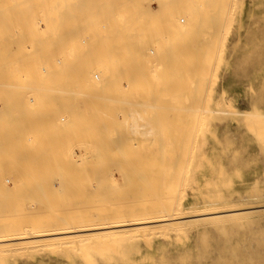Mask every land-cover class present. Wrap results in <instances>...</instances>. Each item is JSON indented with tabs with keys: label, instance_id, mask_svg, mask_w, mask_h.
Instances as JSON below:
<instances>
[{
	"label": "rangeland",
	"instance_id": "obj_1",
	"mask_svg": "<svg viewBox=\"0 0 264 264\" xmlns=\"http://www.w3.org/2000/svg\"><path fill=\"white\" fill-rule=\"evenodd\" d=\"M56 1L58 3H55ZM187 1L193 2V0ZM74 2L72 0H0L2 6H0V18L5 15L2 18L4 20H0V69L2 70H0V76L5 73L3 75L5 77L1 76L0 80L7 77L6 68L9 70L14 67L18 69L31 67L30 69L34 70L31 79L26 81L16 79L12 87L5 86L6 82L7 84L11 82L7 81L9 77L5 79L6 81L4 80L5 83L0 81V140L2 139V144L0 143V234L6 232L5 229L8 228L32 232L40 227H49V223L54 227L52 223L57 219L63 221L64 218L60 216L64 213L67 215L70 210L72 214L80 216L77 213L83 212L84 209L85 212L88 211L85 207L102 205L105 207L104 210L122 208V204L129 203L125 202L127 199L137 197L138 200L142 198L144 205L151 202L148 200L152 199L156 190L152 186L151 190L146 189L150 199L145 200L147 196H143L141 192V179L135 173L139 174L141 172L139 169H143L144 166L159 162L156 156L163 150L165 152L166 146L175 145L173 141L179 142L182 135L183 145L187 143L189 146L190 142V145L201 150H196L199 155H194L197 160L193 162L196 163L191 167L193 170L190 168L187 171L186 178L190 176L189 181L181 190L179 189L180 191L177 190L178 195L176 192L173 193V196L175 193L178 196L176 200L179 203L178 211L181 215L214 211L217 208L218 210L245 209L230 216L183 221L170 225L173 228L169 225H157L156 228L155 225L154 231L150 227L151 229L143 230L145 233L133 231L132 234L129 231L126 232L127 235L125 232L118 233L112 238L97 237L96 241L91 237V233H88L86 235H91L93 242L89 237L82 242L76 239L78 242L76 249L75 241L69 242L70 245L66 243L58 246L57 243L38 244L51 239H39V242L26 240L27 242H22V244H28L26 249H19L20 251L11 249L12 252L0 251V264H264V0H200L198 10L202 8L200 13L202 23L197 22L194 29L178 38H174L175 34L172 30V32L167 30L168 28L161 26V23L157 24V20L150 22L158 26L152 31L154 37L149 36L145 26L149 23L146 22L144 24L137 22L133 26V34H129L126 27L122 28L117 24L132 22L128 20L118 22L113 18L98 16L97 10L100 9L96 8L97 0H75ZM143 3L155 8L160 6L161 9L171 7L174 1L147 0L141 4ZM49 6L54 7L53 13L59 20H55V17L51 18L50 11L47 12L51 10ZM40 7L46 8V15L49 13L47 18L44 17V11ZM53 13L52 16H54ZM181 17L178 16V18ZM33 19L37 20V25L34 24ZM87 20H91V23ZM164 29L167 31L165 32ZM63 34L65 37H61L64 36ZM126 35L128 37L125 38ZM139 36L143 37L140 38L141 43L146 40L145 46L148 49L149 58L145 59L148 63L142 60L140 54L136 59L135 54L133 52L130 54L131 50L126 49L124 45L131 39L134 40L136 37L138 39ZM162 36L168 38L163 40ZM31 38L34 43L29 42L32 41ZM84 39L85 41H82ZM137 39L134 41L136 42ZM53 43L56 47L52 46ZM44 44L46 47L47 44L52 47L47 49ZM31 46L35 50L31 51ZM136 52H140L139 47ZM46 65L49 66L47 70L51 72L49 71V76L42 79L43 83L42 80L40 81L38 71H41L44 66L47 67ZM4 69L6 72L3 73ZM98 69H106L109 71V76L106 74L105 87L96 93V98L92 96L84 98L86 101H83L85 106V112L82 113L83 120L82 116H77L79 115L78 104L72 103L73 95L61 93L59 95L56 89L60 84L67 88L68 84L78 83L79 74L82 73L88 72L90 76L98 74L101 78ZM128 70H138L140 73L150 70L149 74L146 72L147 75L143 76L145 77L143 82H147L148 77L151 79L152 76L149 75L152 73L156 75L158 72L154 84L152 81L149 84L138 85L140 81L127 82L129 83L127 92L130 93L129 97L126 95L127 99L132 102L138 100L137 106L140 113L143 109L139 107L141 105L139 102L145 101L146 98L152 99L157 105L154 107L156 110L153 108L146 113L150 115L153 111L151 117L145 113L141 114L142 117H147L146 120H149L152 125V129H149L154 134L150 133L149 139L147 135L145 138V135L140 133H138L139 137L137 133L132 134L130 130L128 131L129 127L126 126V128L121 122L123 117L121 115L127 111L126 109H122L118 115L120 119L117 116V118H110V121L106 115L100 114L103 117L99 113L96 116L92 115L94 101L103 104L106 96L120 98L121 94H116V92L121 93L118 90L124 88L122 86L124 82L120 76ZM61 75L64 77L60 78ZM56 83L58 85H55ZM33 84L41 86L40 91L32 86ZM2 88L4 90H1ZM32 97H38L39 102H36L37 104L31 102ZM29 107L31 113L28 110ZM65 109L75 111L73 114L76 113L72 116L74 128L66 129L68 131L65 133L63 130L62 132L54 126L47 125L49 124L47 121L57 118L58 115L62 116V119L58 118L59 121L62 120L60 123L66 122L67 117H63ZM200 109L201 112H199ZM183 114H186L185 117ZM88 117L90 121L92 119L90 123ZM40 121L46 122V126L40 127ZM115 121L119 123L116 125ZM189 132L192 133V137L196 132L197 138L194 136L190 140L195 139L196 144L199 142V145H195V140L194 144H191L188 139L191 135ZM37 133L38 137H42H40L41 140L37 137ZM113 136H115L114 140ZM23 137L28 139V142ZM9 139L13 140V143L11 141L4 143ZM34 139L35 141L32 142ZM116 139H122L120 149L114 146L115 141H119ZM117 145L119 146L118 143ZM188 146L187 148L191 147ZM98 149L101 153L103 152V155L100 154L102 157H99V160H102L101 163L96 156ZM121 152L124 156L120 155ZM106 155L108 157H104ZM139 159L142 161L140 162ZM126 163L132 166H129L127 171L125 169L126 172L132 169V174L129 173V176H125L126 172L123 175L121 171L122 166L128 167ZM114 164L121 167H115ZM106 166L108 168H105ZM160 196L158 199L162 200ZM46 197L49 198V204H46ZM60 201L63 202L60 203ZM51 204L52 207H49ZM59 205L60 207H57ZM253 206L263 207L249 208ZM71 213L69 216L72 215ZM56 223L59 224L58 221Z\"/></svg>",
	"mask_w": 264,
	"mask_h": 264
},
{
	"label": "bare ground",
	"instance_id": "obj_2",
	"mask_svg": "<svg viewBox=\"0 0 264 264\" xmlns=\"http://www.w3.org/2000/svg\"><path fill=\"white\" fill-rule=\"evenodd\" d=\"M1 1H3V0H1ZM7 1V0H6ZM26 1V0H25ZM30 1V0H29ZM59 1V0H58ZM73 2L75 1V0H72ZM89 1V0H88ZM139 1V2H138ZM140 1H142V2H145V1H147V0H97V5H98V7H96L97 9H100V10H97V9H95V10H97L98 12H99V14H98V16L99 15H101V16H104V18H113L114 20H117L118 22H124V20H128V21H131L132 23H128V24H124V23H118L117 25H119L120 27H126L127 28V30L129 31V34H133V31H134V28H133V26H135V24L137 23V22H140L141 24H144L145 22L146 23H149V25H145L146 26V29H147V31H148V33L150 34L149 36L151 37V36H153L154 37V34L152 33V31L156 28V27H158V26H156V25H152L151 23H152V21L154 20V22H155V20H157L156 22H157V24L158 23H161V26L162 25H164L163 27H167L168 29L167 30H172L173 31V33L175 34H173L174 35V38H178V37H180V36H183V35H186V33L188 32V31H191L192 29H194L193 27H195L198 23L197 22H201L202 23V18L200 17V13H201V11H202V8H201V10L199 11L198 10V7L200 6V0H193V2H189V1H187V0H173L174 1V4L171 6V7H166V8H159L158 6H156V7H158V8H155V7H152L150 4H146V3H143V4H141L142 2H140ZM154 1V0H153ZM14 2V1H13ZM36 2V1H35ZM50 2V1H49ZM61 2V1H60ZM62 2H64V1H62ZM163 2V1H162ZM4 3V2H3ZM55 3H58L57 1L55 2ZM72 3V2H71ZM74 3H76V2H74ZM80 3H82V2H80ZM90 3H92V2H90ZM95 3V2H94ZM173 3V2H172ZM33 4V3H32ZM64 4V3H63ZM62 4V5H63ZM66 4V3H65ZM77 4V3H76ZM164 4V3H163ZM170 4V3H169ZM43 5V4H42ZM0 6H1V4H0ZM28 6V5H27ZM54 6V5H53ZM87 6V5H86ZM88 6H90V5H88ZM2 7V6H1ZM50 7V6H49ZM48 7V8H49ZM65 7V6H64ZM84 7V6H83ZM41 8V7H40ZM40 8H38V9H40ZM45 8V7H44ZM66 8V7H65ZM210 8H212V7H210ZM2 9V8H1ZM43 8H41V10H42ZM46 9V8H45ZM45 9H43V11H44V17L45 18H47V15H49V13H50V15H51V18H53L54 19V17H55V15H54V13H53V11H55V10H53L54 9V7L53 8H51L50 7V9L51 10H45ZM58 9H60V8H58ZM88 9V8H87ZM37 10V9H36ZM41 10H39V11H41ZM63 10H64V8H63ZM90 10V9H89ZM88 10V11H89ZM209 10V9H208ZM211 10H214L213 8L211 9ZM211 10H209V11H211ZM1 11V10H0ZM39 11H36V12H39ZM49 12L47 15H46V13L47 12ZM60 11V10H59ZM61 11H62V9H61ZM68 11H70V10H68ZM87 11V10H86ZM204 11V10H203ZM53 13V15L54 16H52V13ZM67 11H65V13H66ZM74 12V11H73ZM64 13V14H65ZM72 13V12H71ZM70 13V14H71ZM97 13V12H96ZM211 13H213V11L211 12ZM34 14V13H33ZM36 14V13H35ZM39 14V13H38ZM88 14H89V12H88ZM87 14V15H88ZM90 14H91V12H90ZM2 15V14H1ZM60 15V14H59ZM97 15V14H96ZM96 15H95V17H96ZM182 16L181 18H178V16ZM214 15V14H213ZM5 16V15H4ZM3 16V17H4ZM35 16V15H34ZM57 16V15H56ZM77 16V15H76ZM90 16V15H89ZM203 16V15H202ZM2 17V18H3ZM36 17H38V16H36ZM79 17V16H78ZM83 17V16H82ZM2 18H0V20H4V19H2ZM34 18V17H33ZM84 18V17H83ZM91 18H93V17H91ZM90 18V19H91ZM178 18V19H177ZM35 19V18H34ZM33 19V21H35V25H37L36 24V22H37V20H34ZM48 19H49V17H48ZM57 19V17H55V20ZM64 19V18H63ZM74 19V18H73ZM89 19V18H88ZM182 19V20H181ZM44 20V19H43ZM46 20V19H45ZM57 20H59V19H57ZM69 20V19H68ZM183 22H181V21ZM88 21V20H87ZM87 21H85V22H87ZM90 21V23H91V20H89ZM89 21H88V23H89ZM159 21V22H158ZM1 22V21H0ZM8 22V21H7ZM47 22V21H46ZM69 22H70V20H69ZM93 22V21H92ZM151 22V23H150ZM181 22V23H180ZM33 23V22H32ZM31 23V24H32ZM45 23V22H44ZM56 23V22H55ZM59 23V22H58ZM65 23V22H64ZM116 23V22H115ZM39 24V23H38ZM74 24V23H73ZM59 25V24H58ZM64 25V24H63ZM78 25V24H77ZM85 25V24H84ZM160 25V24H159ZM39 26V28H40V24L38 25ZM38 26H36V27H38ZM87 26H88V24H87ZM114 26H116V25H114ZM35 27V26H34ZM43 27H44V25H43ZM42 27V28H43ZM62 27V26H61ZM85 27V26H84ZM1 28V27H0ZM78 28V27H77ZM38 29V28H37ZM58 29V28H57ZM80 29V28H79ZM39 30V29H38ZM69 30V29H68ZM82 30H83V27H82ZM82 30H81V32H82ZM166 29H164V31L166 32L167 31ZM71 31H73V30H71ZM76 31H77V29H76ZM84 31V30H83ZM126 31V30H125ZM124 31V32H125ZM171 31V32H172ZM63 32V31H62ZM75 32V31H74ZM5 33V32H4ZM66 33V32H65ZM64 33V34H65ZM68 33V32H67ZM126 33V32H125ZM169 33V32H168ZM167 33V34H168ZM0 34H1V32H0ZM30 34V33H29ZM57 34V33H56ZM63 34V35H64ZM5 35V34H4ZM50 35V34H49ZM70 35V34H69ZM72 35H73V33H72ZM75 35V34H74ZM85 35V34H84ZM125 35V34H124ZM163 35H165V34H163ZM169 35V34H168ZM167 35V36H168ZM172 35V36H173ZM67 36V35H66ZM76 36V35H75ZM61 37H65V35L64 36H61ZM60 37V38H61ZM82 37V36H81ZM126 37H128L127 35L125 36V38ZM145 37V36H144ZM159 37V36H158ZM163 37V36H162ZM38 38H41V37H38ZM46 38V37H45ZM57 38V37H56ZM68 38V37H67ZM140 38H143V37H140L139 36V38L137 39V37L135 38V39H137V41L135 42L134 40H132L131 39V41L129 42V43H125L124 45H125V48L126 49H130L131 51H130V54L133 52L134 54H135V58L136 57H138L139 56V54L142 56L141 58H142V60L144 61V62H146L147 61V59H145V58H147L148 57V52H147V48H146V46H145V44H146V40L143 42V43H141V41H140ZM161 38V37H160ZM164 38H168V37H163V40H164ZM37 39V38H36ZM43 39V38H42ZM59 39V38H58ZM64 39V38H63ZM68 39H70V38H68ZM91 39V38H90ZM154 39V38H153ZM158 39V38H157ZM30 40H32V41H29L30 43H32L33 42V38H31ZM35 40V39H34ZM44 40V39H43ZM57 40V39H56ZM66 40V39H65ZM81 40V39H80ZM154 40H156V39H154ZM38 41H39V39H38ZM82 41H85V39L84 40H82ZM159 40H157V42H158ZM171 41V40H170ZM41 42V41H40ZM62 42H64L63 40H62ZM75 42V41H74ZM34 43V42H33ZM46 43V42H45ZM48 43V42H47ZM52 43V42H51ZM66 43H67V41H66ZM172 43V42H171ZM50 44V43H49ZM55 44H57V43H55ZM82 44H84V42L82 43ZM137 44V45H136ZM152 44V43H151ZM26 45H27V43H26ZM31 45V44H30ZM71 45V44H70ZM123 45V46H124ZM155 45H156V43H155ZM162 45V44H161ZM33 46H34V44H33ZM38 46V45H37ZM40 46H41V44H40ZM44 46H45V44H44ZM51 46V45H50ZM50 46H48V44H47V49L50 47ZM52 46L53 47H56V46H54V43L52 44ZM51 46V47H52ZM72 46V45H71ZM83 46V45H82ZM85 46V45H84ZM122 46V47H123ZM140 48V52L139 53H137L136 51L138 50V47ZM66 47V46H65ZM27 48V47H26ZM60 48V47H59ZM81 48V47H80ZM150 48V47H149ZM152 48V47H151ZM30 49H31V51L32 50H35V49H33L32 48V46L30 47ZM40 49V48H39ZM53 49V48H52ZM68 49V48H67ZM75 49V48H74ZM85 49H87V48H85ZM156 49V48H155ZM42 50H43V47H42ZM69 50H70V48H69ZM123 50V49H122ZM153 50H154V48L152 49V54H153ZM157 50V49H156ZM40 51V50H39ZM38 51V53H40ZM49 51V50H48ZM9 52V51H8ZM57 52V51H56ZM151 52V51H150ZM42 53V52H41ZM48 53H50V52H48ZM65 53V52H64ZM77 53V52H76ZM137 53V54H136ZM154 53H155V51H154ZM34 54V53H33ZM32 54V55H33ZM51 54V53H50ZM61 55V54H60ZM38 56H39V54H38ZM41 56V55H40ZM39 56V57H40ZM46 56V55H45ZM127 56H128V54H127ZM33 58H34V56H33ZM36 58V57H35ZM41 58V57H40ZM57 58V57H56ZM134 58V57H133ZM149 58V57H148ZM44 59H46V58H44ZM62 59V58H61ZM60 59V60H61ZM137 59V58H136ZM33 60V59H32ZM57 60V59H56ZM59 60V61H60ZM35 61H37L36 59H35ZM138 61V60H137ZM15 62V61H14ZM28 62V61H27ZM42 62V61H41ZM50 62V61H49ZM61 62V61H60ZM38 63H40V62H38ZM44 63V62H43ZM147 63H148V61H147ZM40 64H42V63H40ZM45 64H47V63H45ZM30 65H31V63H30ZM34 65H36V63H34ZM58 65V64H57ZM56 65V66H57ZM60 65V64H59ZM38 66V65H37ZM47 67H43L42 68V70H41V67H39V69L41 70V71H38V75H40V77H38V78H40V81L42 80V79H44L45 77H47V76H49V71L47 70V68L49 67L48 65H46ZM151 65H149V67H150ZM32 67H33V65H32ZM102 67V66H101ZM9 68V67H8ZM31 68V67H30ZM30 68H27V67H25V68H20V69H18L17 67H14V68H12V69H7L6 68V70H7V74L9 75H7V77L6 78H4V80L5 79H7L8 77L10 78L9 80H7V81H11L10 83L8 82V84H7V82H6V84H5V86L6 87H12V85H13V83H14V85H15V82H16V79H17V81H20V80H22V81H26L27 79H29L31 76H33V73H34V70L33 69H30ZM34 68V67H33ZM53 68H56V67H53ZM59 68V67H58ZM57 68V69H58ZM97 68V67H96ZM34 69H36V67L34 68ZM1 70V69H0ZM55 70V69H54ZM145 70V69H144ZM2 71V70H1ZM37 71V70H36ZM148 71H150V70H148ZM148 71H146V72H148ZM4 72H6L5 71V69H4V71H3V73ZM51 72V71H50ZM98 72H100L101 73V78H99V76H98V74H95V73H93V75L95 76V79L97 78V80H95L94 79V76H90V74L87 72V73H82V74H79L80 76L78 77L79 79H78V83H72L71 85H67V88L65 87V85H61L60 84V86H58L57 88L58 89H56L57 90V92H59V95H60V93L61 94H63V95H65V94H70V95H73V98H72V103L73 104H75V103H77L78 104V111H77V113H79V115H77L78 117H81L82 116V113H83V111H84V109H85V106H84V98L85 97H87L88 98V96H92V97H94V98H96L97 96H96V93H99L98 91L99 90H101V89H104V80H105V76H107L106 74H108V72L109 71H106V69H103V70H99L98 69ZM145 72V73H146ZM144 73V71H142L141 73L140 72H138V70H136V71H132V70H128L127 72H125V73H123L121 76H120V78L123 80V82H124V84H122V86L124 87H122L123 89H121V90H118L119 92H121V93H117L116 92V94H121V95H123V96H121L120 95V98H118V97H109V98H107V96H106V98L105 97H102L104 100V103L102 104V103H100V102H98V101H94V104H93V109H92V115L94 114V116H96V115H98V113H99V115L101 114V115H106L107 117H108V119H109V121H110V118H117V116L120 114V112L122 111V109H126V110H124V111H126V112H124V113H122V115L121 116H123L122 117V121L121 122H123V124H125V127L126 126H128L129 128H128V131L130 130V132L132 133V134H136L137 133V135H138V133H140V135L142 134L143 136L145 135V138H146V135H147V139H149L148 138V135L151 133V134H154V133H152V131H151V129H152V125H150V123H149V120H146V118H145V116L144 117H142L143 115H141V114H143V113H148V111L149 110H151V109H153L154 107H155V105H156V103H155V101H153L152 99H145V101L143 100H141L142 102H139V103H141V105L139 106L141 109H143V112L142 113H140V111H139V109H138V106H137V104H138V100L136 101H134L133 100V102L132 101H130L129 99H127V96L129 97L130 96V93L128 94V92H127V84H129V83H127V82H131V81H140V83H137V85L138 84H149V82H151L152 81V83L154 84V83H156L155 82V78L157 77V73L158 72H156V75H154V73H152L151 74V72H150V74L151 75H149L150 77H151V79L148 77V78H146V81L147 82H143V79H145V77H143L144 75H147V73L145 74ZM1 74V73H0ZM5 74V73H4ZM4 74H2L1 76H3ZM148 74H149V72H148ZM179 74H181V73H179ZM0 76V77H1ZM108 76H109V74H108ZM3 77H5V76H3ZM36 77V78H37ZM60 77V76H59ZM64 77V76H63ZM62 77V75H61V77L60 78H63ZM179 77V76H178ZM65 78H66V76H65ZM107 78V77H106ZM13 79V80H12ZM31 79V78H30ZM58 79V78H57ZM4 80H0V81H3V83H5V81ZM60 80V79H59ZM31 81V80H30ZM34 81V80H33ZM43 81V80H42ZM41 81V82H42ZM56 82V81H55ZM61 82V81H60ZM65 82V81H64ZM142 82V83H141ZM25 83V82H24ZM27 83V82H26ZM36 82H34V84H35ZM43 83H44V81H43ZM42 83V86H45L44 84ZM66 83V82H65ZM69 83V82H68ZM2 84V83H1ZM34 84L32 85V86H34ZM39 84H40V82H39ZM55 85H58L57 83L55 84ZM24 86V85H23ZM31 86V87H32ZM71 86V87H70ZM136 86V85H135ZM26 87V86H25ZM34 87H37L38 89L39 88H41V86L40 87H38V85L37 86H34ZM6 89V88H5ZM10 89V88H9ZM12 89V88H11ZM45 89H46V86H45ZM48 89V88H47ZM50 89H53V88H50ZM117 89H119V88H117ZM1 90H4L3 88L1 89ZM7 90H8V88H7ZM54 90V89H53ZM56 90H55V92H56ZM39 91H40V89H39ZM115 91V90H114ZM9 92H11V91H9ZM51 92V91H50ZM104 92V91H103ZM110 92V91H109ZM4 93V92H3ZM7 93H8V91H7ZM7 93H5V94H7ZM34 93H35V91H34ZM37 93H39V92H37ZM45 93H47L46 91H45ZM5 94H4V96H5ZM48 95H51V94H48ZM54 95V94H53ZM62 95V96H63ZM69 95V96H70ZM127 95V96H126ZM3 96V95H2ZM16 96V95H15ZM34 96V95H33ZM37 96L39 97V95L37 94ZM47 96V95H46ZM52 96V95H51ZM51 96H50V98H51ZM58 96V95H57ZM104 96V95H103ZM109 96V95H108ZM124 96H126L125 98H124ZM31 98V102H34L35 104H37L38 102H39V98ZM59 97V96H58ZM98 97H100L101 98V96H98ZM3 98V97H2ZM7 98H8V96H7ZM26 100L28 101V99L26 98ZM91 100V99H90ZM132 100V99H131ZM151 100V101H150ZM155 100V99H154ZM8 101V100H7ZM57 101V100H56ZM86 101V100H85ZM140 101V100H139ZM1 102V101H0ZM37 102V103H36ZM75 102V103H74ZM89 102V101H88ZM29 103V102H28ZM34 103H33V105H34ZM189 102H187V104H188ZM32 104V103H31ZM48 104V103H47ZM91 105V104H90ZM89 105V106H90ZM104 107H103V106ZM189 105V104H188ZM192 105V104H191ZM202 105V104H201ZM27 106H29V105H27ZM31 107H32V105H30ZM48 106H50V105H48ZM73 106V105H72ZM102 106V107H101ZM137 106V107H136ZM157 106V105H156ZM12 107H14V106H12ZM86 107H88L87 105H86ZM91 107V106H90ZM143 107V108H142ZM200 107V106H199ZM45 108V107H44ZM180 108V107H179ZM178 108V109H179ZM193 108V107H192ZM22 109V108H21ZM27 109V108H26ZM25 109V110H26ZM30 109V107L28 108V110ZM32 109H33V107H32ZM67 110H68V108H66ZM65 109V111H63V112H65L64 114V118L65 117H67L66 119H67V121L65 122V121H63L64 123H60V121H62L61 119V117H59V115H58V117L57 118H54V119H51V120H49V121H47L49 124H47V125H51V126H54L56 129H58L59 131H65V133L68 131V130H66V129H70L71 127L72 128H74L73 127V124H72V116H74V115H76V113L75 114H73L75 111H73L72 112V110H70V111H67ZM137 109V110H136ZM155 109V108H154ZM171 109V108H170ZM182 109V108H181ZM187 109V108H186ZM56 110V109H55ZM88 111H89V109H87ZM156 110V109H155ZM174 110V109H173ZM30 111V113H31V110H29ZM34 111H36V110H34ZM33 111V112H34ZM43 111V110H42ZM41 111V112H42ZM202 110L200 109V111L199 112H201ZM205 111V110H204ZM26 113H28L27 111H25ZM44 112V111H43ZM59 112V111H58ZM85 112V111H84ZM185 112V111H184ZM50 112H48V114H49ZM152 113H153V111H152ZM152 113L150 112V117H151V115H152ZM162 113V112H161ZM181 114H182V112H181ZM30 115V114H29ZM33 115V114H32ZM63 115V114H62ZM89 115H90V112H89ZM100 115V116H101ZM147 115V114H146ZM147 115V116H148ZM154 115V114H153ZM184 115V114H183ZM186 115V114H185ZM185 115H184V117H185ZM198 115V114H197ZM35 116V115H34ZM50 116H51V114H50ZM53 116V115H52ZM55 116H57V115H55ZM87 116H88V114H87ZM181 116V115H180ZM41 117H43L42 115H41ZM83 117V116H82ZM101 117H103V116H101ZM119 118L118 119H120V116H118ZM149 117V118H150ZM183 117V118H184ZM198 117V116H197ZM58 118H61L60 119V121H59V119ZM64 118H63V120H64ZM152 118H154V116L152 117ZM157 118V117H156ZM199 118V117H198ZM202 118V117H201ZM77 119V118H76ZM88 120H89V117L87 118ZM99 119H101V118H99ZM148 119V118H147ZM188 119V118H187ZM19 120V119H18ZM28 120V119H27ZM83 120H84V117H83ZM141 122H140V121ZM155 120V119H154ZM153 120V121H154ZM197 120H199V119H197ZM33 121V120H32ZM31 121V122H32ZM43 121H45V120H43ZM78 121V120H77ZM87 121V120H86ZM91 121H92V119H91ZM90 120L88 121L89 123L91 122ZM108 121V120H107ZM109 121H108V123H109ZM112 122L114 121V120H111ZM156 122L155 123H157V120H155ZM203 121V120H202ZM14 122V121H13ZM30 122V121H29ZM41 122V126L40 127H43V126H46V122L45 123H42V121H40ZM40 122H39V125H40ZM140 122V123H139ZM172 122V121H171ZM199 122H200V120H199ZM205 122V121H204ZM206 122H207V120H206ZM32 123H34V124H36L35 122H32ZM82 123H84V122H82ZM96 123H97V120H96ZM103 123V122H102ZM119 122H117V121H115V124L117 125ZM176 123V122H175ZM191 123V122H190ZM193 123H194V121H193ZM201 123V122H200ZM31 124V123H30ZM104 124V123H103ZM110 124V126H112L111 125V123H109ZM108 124V125H109ZM198 124V123H197ZM205 124V123H204ZM38 125V124H37ZM81 125V124H80ZM90 125V124H89ZM102 125V124H101ZM122 125V124H121ZM157 125V124H156ZM196 125V124H195ZM203 125V124H202ZM206 125V124H205ZM23 126V125H22ZM31 126V125H30ZM94 126V125H93ZM93 126H91V127H93ZM103 126H105V124L103 125ZM155 126V125H154ZM207 126V125H206ZM194 127V126H193ZM198 127V126H197ZM197 127H195L196 129H197ZM22 128V127H21ZM33 128V127H32ZM36 128V127H35ZM78 128H80V127H78ZM105 128V127H104ZM127 128V127H126ZM143 128V129H142ZM149 128H151V129H149ZM204 129H205V126L203 127ZM202 128V129H203ZM109 129H111V128H109ZM140 129H142V131H139ZM154 129V128H153ZM23 130V129H22ZM33 129H31V131H32ZM40 130V129H39ZM43 130V129H42ZM50 130V129H49ZM84 130V129H83ZM114 130H115V128H114ZM120 130H121V128H120ZM176 130V129H175ZM179 130V129H178ZM190 130V129H189ZM35 131V130H34ZM62 131V132H63ZM197 131V130H196ZM198 131H199V129H198ZM201 131V130H200ZM29 132H30V130H29ZM79 132V131H78ZM155 132V131H154ZM42 133V132H41ZM50 133V132H49ZM80 133H82V132H80ZM84 133V132H83ZM82 133V134H83ZM90 133V132H89ZM116 133H117V130H116ZM115 133V134H116ZM129 133V132H128ZM189 133H191V132H189ZM188 133V134H189ZM29 134V133H28ZM32 134V133H31ZM30 134V135H31ZM26 135V134H25ZM33 135V134H32ZM31 135V136H32ZM36 135V133L34 134V136ZM62 135V134H61ZM113 135H114V131H113ZM117 135V134H116ZM119 135V134H118ZM178 135V134H177ZM196 135V132H194V135H193V137H192V133H191V135H190V137H188V139L190 140V138L191 139H193L194 138V136ZM30 136V137H31ZM40 136V135H39ZM42 136L44 137V134H42ZM47 136V135H46ZM45 136V137H46ZM54 136H56V135H54ZM171 136V135H170ZM201 137H202V135H200ZM37 137H38V133H37ZM41 137V136H40ZM40 137H38L39 139H40ZM94 137V136H93ZM114 138H113V140L115 139V136H113ZM119 137V136H118ZM138 137H139V135H138ZM186 137V136H185ZM24 138V137H23ZM26 138H28V137H26ZM34 138H36V137H34ZM38 138H36V140L38 139ZM42 138V137H41ZM130 138V137H129ZM140 138H142V137H140ZM144 138V137H143ZM152 138V137H151ZM182 138H183V135H182ZM182 138H181V140H179V142L178 141H173L172 143H175V145H173V144H171V146L172 147H170V146H166V149H165V152L167 151V153H165V152H161V154L160 155H158V156H156V159L157 160H159V162L157 161V162H153L151 165H147V166H144L143 167V169H139L141 172L139 173V174H137V173H135L136 175H137V177H139V179H141L140 180V183H141V192L143 193V196H147V195H149V194H147L148 192H147V190L146 189H149V190H151V186H152V188L154 187V189L156 190V192H154L153 193V197H152V199H150V197L149 196H147L146 198H144L145 200H148V198L150 199V200H148V201H151V202H148V203H146L145 205L144 204H142V198L140 197L139 198V200L137 199H127L125 202H129V203H127V204H122L123 205V207L122 208H110V209H108V210H104L105 209V207L104 206H102V205H97V206H93V207H85V208H87V210L88 211H86L85 212V209L83 210V212L82 211H80V212H82L81 214H80V212L79 213H77V214H79L80 216H76L75 215V213H71V210H70V212L68 211V213H67V215H65V213H64V215H61L60 217L62 218H64L63 219V221H65V222H63L62 221V219H60L62 222H60V220H58L57 219V221L59 222V224H60V226H58L59 224L58 223H56L57 221L56 220H54V221H56V222H54V223H52V224H54L55 226L54 227H52L53 225H51V223H49V227H40V229H38V230H36V231H20V230H16V229H10V228H8V229H5V231L6 232H4V233H1L0 234V251H7V250H10L11 251V249H12V251H14L13 249H22V248H25L26 249V247H27V245L28 244H22V242H27L26 240H34V241H38L39 239H51V241L49 240V241H44V242H39L38 244H41V243H43V244H46V245H53V244H55V243H57V244H59L58 246H60V244H66V243H73L74 241H75V244L76 243H78V242H80V240H81V242H82V240H84V239H87L88 237L91 239V242H93V239L91 238V237H93L94 238V240L96 241L98 238L97 237H102V238H112V236H114V237H116L115 236V234H118V233H124L125 232V234H126V232H129V231H131L132 232V234H133V231H143V230H147V229H149L150 227H152V231H154L155 229H153L154 227L153 226H155L156 228H157V225H161V226H164V225H169V227L171 228L172 226H170V225H176V224H178V223H180V222H185V221H192V220H205V219H207V218H216V217H223V216H230V215H234L235 213H240L242 210H244L245 208H235V209H227V210H218L219 208H217V210H214V211H207V212H199V213H195V214H191V215H181V212L180 211H178L179 210V203H178V201L176 200L177 199V195H178V193H177V190L178 191H180L182 188H183V186L189 181V179H190V176L188 177V179L186 178V174L188 175V173H187V171H188V169H190L191 167H193L194 165H196V163H193V162H195L197 159H195V157L196 156H194V155H197L198 154V152L196 151V150H198L196 147H193V145H190V142L188 143L189 144V146H191V147H189L188 145H187V143L186 144H184L183 145V142L181 143V141H182ZM195 138H197L196 136H195ZM200 138V137H199ZM25 139V138H24ZM32 139H33V136H32ZM165 139H167V138H165ZM4 140V139H3ZM30 140V139H29ZM41 140V139H40ZM52 140V139H51ZM50 140V141H51ZM113 140H112V143H113ZM118 142H116L115 141V143H116V145L114 144V146L116 147V148H118V149H120V144H121V140L120 139H116ZM139 140H144V139H139ZM170 140V139H169ZM188 140V141H189ZM195 140V139H194ZM194 140H190L191 141V144L193 143V141ZM10 142L11 141V143H13L12 141L13 140H11V139H9V140H6V141H4V143L6 142ZM25 141L26 142H28V139L26 140L25 139ZM32 141V140H31ZM35 141V139L32 141V142H34ZM65 141V140H64ZM96 141V140H95ZM124 141V140H123ZM186 141V140H185ZM188 141H186V142H188ZM199 141V140H198ZM2 142V139L0 140V143ZM38 142V141H37ZM40 142V141H39ZM44 142V141H43ZM98 142H100V141H98ZM22 143V142H21ZM30 143V142H29ZM65 143H67V142H65ZM117 143L119 144V146L117 145ZM164 143V142H163ZM195 145H199L200 143L198 142V144H196V140H195ZM193 143V144H194ZM2 144V143H1ZM97 144V143H96ZM95 144V145H96ZM36 145V144H35ZM62 145V144H61ZM99 145H101L100 143H99ZM52 146V145H51ZM187 146L189 147V148H187ZM60 147V146H59ZM114 147V148H115ZM198 147V146H197ZM200 147V146H199ZM198 147V148H199ZM72 148V147H71ZM115 148V149H116ZM68 149V148H67ZM96 149V148H95ZM100 149V148H99ZM98 149V151H96L98 154L96 155L97 157H98V159L97 160H99V157L101 156V155H103V152L101 153L100 152V150ZM163 149V148H162ZM70 150V149H69ZM199 150H201V148L199 149ZM198 150V151H199ZM196 151V152H195ZM95 152V151H94ZM95 152V153H96ZM122 153V152H121ZM201 153V152H200ZM101 154V155H100ZM202 154V153H201ZM120 155H122V156H124L123 155V153L122 154H120ZM199 155V154H198ZM197 155V156H198ZM81 157V156H80ZM79 157V158H80ZM83 157V156H82ZM102 157V156H101ZM104 157H108L107 155L106 156H104ZM140 157V156H139ZM151 157V156H150ZM86 158V157H85ZM130 158V157H129ZM149 158V157H148ZM198 158V157H197ZM77 159V158H76ZM96 159V158H95ZM103 159V158H102ZM124 159V158H123ZM136 159V158H135ZM135 159H132V160H135ZM142 159V158H141ZM160 159L163 161L164 160V162H160ZM170 160L169 162L167 161V160ZM82 160H84V158H82ZM121 160H122V158H121ZM153 160V159H152ZM195 160V161H194ZM101 161L102 160H99V162L101 163ZM122 161H124V160H122ZM121 161V162H122ZM139 161H140V159H139ZM142 161V160H141ZM140 161V162H141ZM144 161V160H143ZM167 163H166V162ZM120 162V165H122V163L124 164L125 162H122L121 163ZM129 162V161H128ZM131 162V161H130ZM199 162H201V160L199 161ZM198 162V163H199ZM143 163V162H142ZM142 163H139V164H142ZM98 164V163H97ZM117 164H119V163H117ZM127 164V163H126ZM200 164V163H199ZM108 165V164H107ZM110 165V164H109ZM128 165V164H127ZM135 165V164H134ZM138 164H136V166H137ZM144 165H146V164H144ZM105 166V165H104ZM114 166L115 167H117L118 165H116V164H114ZM113 166V167H114ZM125 166V165H124ZM118 166V168H122L121 169V171H123V175L125 174V172L127 171V169L129 168V166H131V165H128V167L127 166ZM140 166H142V165H140ZM111 167V166H110ZM124 167V168H123ZM132 167V166H131ZM130 167V168H131ZM138 167H139V165H138ZM196 167V166H195ZM105 168H108L107 166L105 167ZM153 168H154V171H153ZM117 169V168H116ZM125 169H126V171H125ZM138 169V168H137ZM151 169H152V173H150V171H151ZM192 169V168H191ZM108 170V169H107ZM193 170V169H192ZM102 171H103V169H102ZM109 171V170H108ZM118 171V170H117ZM131 171H132V169H131ZM131 171L129 170L128 172H126V174H125V176L127 175V176H129L130 174H132L131 173ZM190 171V170H189ZM105 172V171H104ZM191 172V171H190ZM112 173V172H111ZM122 173V172H121ZM130 173V174H129ZM129 174V175H128ZM141 174V175H140ZM189 174H191V173H189ZM112 175V174H111ZM122 175V176H123ZM134 175V174H133ZM131 177V176H130ZM124 178V177H123ZM137 179V178H136ZM134 182V181H133ZM156 182V183H155ZM157 183H159V184H157ZM138 187V186H137ZM180 189V190H179ZM139 190H140V188H139ZM137 191V190H136ZM174 192H176L177 193V195H176V193L174 194V196H176V197H174L173 196V193ZM156 193V194H155ZM161 195V196H160ZM158 196H160L161 198H162V200L161 199H158L159 197ZM180 196V195H179ZM66 197V196H65ZM157 197V198H156ZM46 199H47V197H46ZM45 199V200H46ZM49 199V198H48ZM48 199H47V203L46 204H49L50 202L48 201ZM64 198H62V200H63ZM158 200V201H156V200ZM52 200V199H51ZM50 200V201H51ZM57 200V199H56ZM141 200V201H140ZM144 200V201H145ZM155 200V201H154ZM58 201V200H57ZM56 201V202H57ZM49 202V203H48ZM61 202H63V201H60V203ZM141 204H140V203ZM152 202H154V203H152ZM53 203V202H52ZM150 203H152V204H150ZM67 205V204H66ZM54 206V205H53ZM63 206V205H62ZM70 206V205H69ZM68 206V207H69ZM114 206H116V205H114ZM49 207H52V204L51 205H49ZM57 207H60V205L59 206H57ZM71 207V206H70ZM258 207H260V206H258ZM257 206H253V207H249V208H258ZM261 207H263V206H261ZM260 207V208H261ZM46 208V207H45ZM48 208V207H47ZM64 208V207H63ZM72 208V207H71ZM221 208V207H220ZM264 208V207H263ZM65 210H66V208H64ZM90 209V210H89ZM259 209V208H258ZM65 210H63V212L65 211ZM73 210V209H72ZM261 210V209H260ZM73 212V211H72ZM70 213L72 214L71 216H69L70 215ZM73 215H75V216H73ZM59 216V215H58ZM66 216H69V217H71V218H69V217H67V218H65ZM73 216V217H72ZM71 219V220H69V219ZM52 221V220H51ZM46 225V224H45ZM159 228H160V226H159ZM173 228V227H172ZM175 228V227H174ZM177 228H180L179 226H177ZM160 230H161V228H160ZM150 231V230H149ZM163 231V230H162ZM144 232V231H143ZM151 232V231H150ZM88 233H91V235H86V234H88ZM145 233V232H144ZM86 236H85V235ZM124 234V235H125ZM139 234V233H138ZM162 234V233H161ZM167 234V233H166ZM123 235V236H124ZM127 235V234H126ZM83 236V237H82ZM91 236V237H90ZM108 236V237H107ZM120 236V235H119ZM122 236V235H121ZM139 236V235H138ZM178 236V235H177ZM61 237V238H60ZM63 237V238H62ZM118 237V236H117ZM132 237V236H131ZM96 238V239H95ZM53 239V240H52ZM78 240V242H76L77 240ZM116 238H114V240H115ZM119 239V238H118ZM89 240V239H88ZM87 240V241H88ZM112 239H110V241H111ZM127 240H128V238H127ZM42 241V240H41ZM109 241V240H108ZM113 241V240H112ZM115 241H117V239L115 240ZM33 243H35V242H33ZM70 243L69 244H67V245H70ZM32 244V243H31ZM31 244H29V246L31 245ZM36 244V243H35ZM94 244V243H93ZM33 245V244H32ZM35 246V245H34ZM37 246V245H36ZM35 246V247H36ZM40 246V245H39ZM44 246V245H43ZM76 246H77V244L75 245V249H76ZM38 247V246H37ZM48 247V246H47ZM60 248V247H59ZM25 249H23V250H25ZM36 250V249H35ZM79 249H77V251H78ZM11 251V252H12ZM20 251V250H19ZM76 251V250H75ZM16 252V251H15ZM14 253V252H13ZM25 253V252H24Z\"/></svg>",
	"mask_w": 264,
	"mask_h": 264
}]
</instances>
